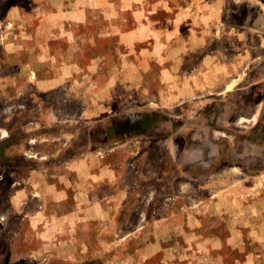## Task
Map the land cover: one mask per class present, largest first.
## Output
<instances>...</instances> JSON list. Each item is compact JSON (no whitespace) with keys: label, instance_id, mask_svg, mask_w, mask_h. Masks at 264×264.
Segmentation results:
<instances>
[{"label":"rangeland","instance_id":"374dc122","mask_svg":"<svg viewBox=\"0 0 264 264\" xmlns=\"http://www.w3.org/2000/svg\"><path fill=\"white\" fill-rule=\"evenodd\" d=\"M0 264H264V0H0Z\"/></svg>","mask_w":264,"mask_h":264},{"label":"crops","instance_id":"0c3cea01","mask_svg":"<svg viewBox=\"0 0 264 264\" xmlns=\"http://www.w3.org/2000/svg\"><path fill=\"white\" fill-rule=\"evenodd\" d=\"M213 12V11H212ZM212 12H210V14H213ZM217 12H215L214 14H216ZM83 13H81L82 15ZM65 30L66 31H70V32H76V30H78V32H82L84 33L83 34V37H84V46L85 47H89L90 46V39L93 38L92 42V47H103V46H110V47H113L115 45L117 46H123V43L126 41H128L126 39V36H120L118 35V33L120 31H122V29L120 27H118L116 24L112 23L110 25L108 24H105V25H98V27H94L91 29V32L93 33L92 37L89 39V32H90V29L86 26H83L81 24L79 25H76V24H68V25H65ZM125 32H127L128 30H124ZM30 28H28L27 26H24L23 28V31H22V37L21 39H19V42L20 44V49H21V52H22V57L20 58V61H19V67H21V65H24L25 63L27 64H32V65H35L37 63H40L42 62V60H48V56L47 55H42L41 56V53L39 51H36L35 52V49H33L31 47V45L29 44V42H31L30 38H31V35H30ZM34 32V31H33ZM118 32V33H117ZM35 35V33H34ZM45 39L47 38L44 37ZM29 41V42H28ZM46 46H48V44L46 43ZM33 47L36 48V47H40L39 45H36V44H33ZM32 48V49H30ZM71 59L70 57H63L62 59H60L61 63L62 64H66L68 62V60ZM43 63V62H42ZM70 63V62H68ZM71 64H72V61H71ZM22 68V67H21ZM25 69V67H23V70ZM34 69V68H33ZM21 71L20 70H16V80H17V85L15 86L16 87V92H14V87L12 86V84H9V80L10 79H13L14 76L12 77V75L8 74V76L6 77V80H7V85H11L7 88V95H20V94H27V95H30L31 92L30 91H25V89H21L20 87V83H19V80L22 81V79H24V81H26L28 79V77H24V78H21L22 76L24 75H21L20 73ZM37 73V72H35ZM25 74V76H28V74L26 75V73H23ZM5 79L2 80V82H4ZM28 81V80H27ZM47 80L45 78H43L41 76L40 73H38V86H37V89H40V85L41 84H44L46 85L47 84ZM25 84V83H24ZM26 84L30 85L28 82H26ZM43 85V86H44ZM24 88V87H23ZM10 89V90H8ZM30 88H27L26 90H28ZM32 89V88H31ZM33 91H35V87H33ZM5 93V92H4ZM18 113L21 114V111H22V117H23V114L25 113V105H22L20 107V109L18 108L17 109ZM38 112V111H37ZM36 111H33V122H34V127L36 126L35 125V122L38 123V125L43 122V123H48V118H44L41 120V118L38 116L39 114L37 113Z\"/></svg>","mask_w":264,"mask_h":264}]
</instances>
